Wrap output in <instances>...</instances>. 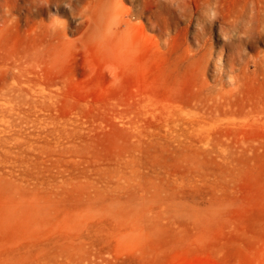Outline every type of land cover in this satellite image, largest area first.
<instances>
[{"label": "rangeland", "instance_id": "1", "mask_svg": "<svg viewBox=\"0 0 264 264\" xmlns=\"http://www.w3.org/2000/svg\"><path fill=\"white\" fill-rule=\"evenodd\" d=\"M0 264H264V0H0Z\"/></svg>", "mask_w": 264, "mask_h": 264}]
</instances>
